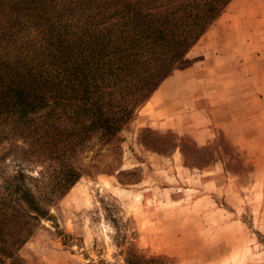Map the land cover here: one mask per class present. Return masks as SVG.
Wrapping results in <instances>:
<instances>
[{"label":"rangeland","instance_id":"obj_1","mask_svg":"<svg viewBox=\"0 0 264 264\" xmlns=\"http://www.w3.org/2000/svg\"><path fill=\"white\" fill-rule=\"evenodd\" d=\"M90 3L0 0V60L55 77V27L88 24ZM203 34L134 110L118 149L94 138L77 154L66 193L55 161L15 136L0 142L1 176L23 169L47 192L23 264H264V0H230ZM218 37L223 58L204 66L198 48ZM173 94L182 106L163 105Z\"/></svg>","mask_w":264,"mask_h":264},{"label":"trees","instance_id":"obj_2","mask_svg":"<svg viewBox=\"0 0 264 264\" xmlns=\"http://www.w3.org/2000/svg\"><path fill=\"white\" fill-rule=\"evenodd\" d=\"M229 1L91 0L88 24L55 27V77L27 61L10 66L0 60V142L15 136L55 161V190L66 193L82 173L73 161L77 154L94 138L119 148L134 110ZM28 180L39 182L23 169L7 176L0 171V264H23L18 250L33 223L49 218L39 200L46 190L38 195Z\"/></svg>","mask_w":264,"mask_h":264},{"label":"crops","instance_id":"obj_3","mask_svg":"<svg viewBox=\"0 0 264 264\" xmlns=\"http://www.w3.org/2000/svg\"><path fill=\"white\" fill-rule=\"evenodd\" d=\"M222 39H224V38L218 37V39H213L212 41H209V40L207 41L206 38H205V40L203 41V43L201 44V46H199V48H198L199 51H200L199 53L201 55H203V58H202L201 62L203 63L204 66H206V64H208L209 60H211V59L214 61L213 63H216L217 61H219V60H221L223 58V54H221V53H223V49L222 48L224 47V44H225L224 41L225 40L223 41ZM211 46L213 47V50H210V47ZM211 51H214L213 52V55H210L209 56V54L211 53ZM216 51L218 53H216ZM198 67H201L202 68V64H200L199 66H196V67L190 66L188 68V71L189 70H193V68L196 69ZM177 77L178 76H174L173 75V78L171 76L170 79H172V80L173 79H177ZM167 83H169V82H167ZM174 94L173 95H170L171 97L169 98V100H166V98H164V104L163 105H165L166 107H170V108H176V107L178 108V107L182 106L183 104L181 102V99L177 100L176 97H178V96L175 97ZM152 108H153V106H152ZM154 120H151L149 124L150 125H157L158 124L159 126L165 125L167 127H174V128H178V129H182L183 127H185V125L183 123H181L182 121L180 122V121H178L177 119H174V118L166 119V120L165 119L164 120H160V119L154 117Z\"/></svg>","mask_w":264,"mask_h":264}]
</instances>
